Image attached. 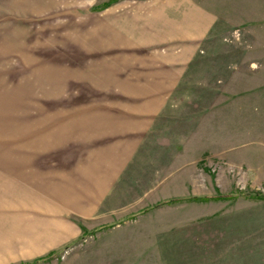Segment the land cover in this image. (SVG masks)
<instances>
[{"label": "rangeland", "instance_id": "rangeland-1", "mask_svg": "<svg viewBox=\"0 0 264 264\" xmlns=\"http://www.w3.org/2000/svg\"><path fill=\"white\" fill-rule=\"evenodd\" d=\"M262 196L264 0H0V264H264Z\"/></svg>", "mask_w": 264, "mask_h": 264}, {"label": "trees", "instance_id": "trees-1", "mask_svg": "<svg viewBox=\"0 0 264 264\" xmlns=\"http://www.w3.org/2000/svg\"><path fill=\"white\" fill-rule=\"evenodd\" d=\"M259 197H261V196H259ZM211 198H222V197H220V196H213V197H211ZM262 198H264V196H262ZM189 199H192V200H206V199H210V197H205V196H201V197H189ZM175 199H168V200H165V201H162V202H160V203H158V204H162V203H170V202H172V201H174ZM158 204H156V205H158ZM155 205V206H156ZM129 216H133V214H130ZM85 233L86 234H88V233H90V232H88V231H85ZM39 260H42L41 258H38V259H36L35 261H34V263L35 262H38ZM34 263H29V264H34Z\"/></svg>", "mask_w": 264, "mask_h": 264}, {"label": "crops", "instance_id": "crops-1", "mask_svg": "<svg viewBox=\"0 0 264 264\" xmlns=\"http://www.w3.org/2000/svg\"><path fill=\"white\" fill-rule=\"evenodd\" d=\"M30 179H31V181H33V179L30 177ZM13 183L12 181H10V180H8V181H6V184H9V183Z\"/></svg>", "mask_w": 264, "mask_h": 264}]
</instances>
